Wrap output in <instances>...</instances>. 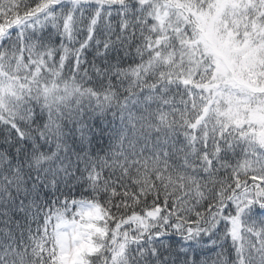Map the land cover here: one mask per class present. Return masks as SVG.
Here are the masks:
<instances>
[{
  "label": "snow or ice",
  "instance_id": "1",
  "mask_svg": "<svg viewBox=\"0 0 264 264\" xmlns=\"http://www.w3.org/2000/svg\"><path fill=\"white\" fill-rule=\"evenodd\" d=\"M0 264H264V0H0Z\"/></svg>",
  "mask_w": 264,
  "mask_h": 264
}]
</instances>
